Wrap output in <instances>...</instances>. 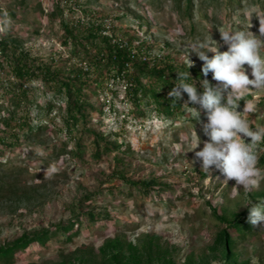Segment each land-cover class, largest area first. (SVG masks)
Listing matches in <instances>:
<instances>
[{
  "label": "rangeland",
  "instance_id": "obj_1",
  "mask_svg": "<svg viewBox=\"0 0 264 264\" xmlns=\"http://www.w3.org/2000/svg\"><path fill=\"white\" fill-rule=\"evenodd\" d=\"M55 5V0H24L22 4L20 0H0V18L7 13L10 20L9 26L0 25L3 27L0 39L6 36L17 41L24 50L42 57L44 62L53 49L63 51L62 58H66L60 42L59 17L49 18ZM90 6L98 17L118 16L119 27L138 30L135 33L146 41L152 56L166 55L177 64H193L196 68H201L203 62L195 53L191 54L192 44L207 38L213 46L216 41L220 51H226L218 29L251 30L259 35L257 17L264 15V0H195L190 15L185 2L179 5L176 0H91ZM76 14L67 12L66 18L75 19ZM261 55L264 56V50ZM60 65L58 62L56 66ZM244 67L252 79L251 69ZM3 75L0 73V78L4 79ZM36 88L40 106L32 113L34 119L42 116L39 112L47 103L57 107L63 103L61 97L52 100L51 95H43L42 89ZM106 96L107 101L112 100L110 92ZM102 97H92L91 102L100 106ZM252 98L256 111L245 118L253 129L264 127V89L255 90ZM1 104L3 108L9 105L0 96ZM113 104L114 112H108L105 117L92 114L91 125L107 135L109 141L122 145V150L105 155L99 161L90 156L87 136L84 140L88 150L83 162L71 154L58 156L65 145L71 150L73 143L59 132V122L57 126L48 124L45 117L36 120L42 125L37 138L18 148L0 151V163L4 164L0 176H8V183L18 182L25 191L14 200H0V243L15 241L42 228L73 222L88 207L109 216L96 223L83 220L78 234L71 233L70 241L64 242L65 237L59 236L45 247L35 243L17 253L12 264H56L62 260V253L69 256L88 250L93 251L99 262L103 259L104 247L116 239L127 240L141 248L156 236L164 248L169 249L176 264H221L216 241L225 223L216 217L233 219L253 204L264 202V182L258 190L244 192L240 186L234 191V180L228 185L214 180L220 175L214 168L213 179L203 173L201 164H194L193 160L194 151L203 148L200 140L206 141L207 137L197 121V113L189 111L187 106L184 117L175 121H132V116H126L128 122L120 131L118 116L127 114L129 104L120 100ZM189 107H195L200 112V121L207 122L204 110L198 105ZM243 108L239 107L238 111ZM6 114L0 113L1 116ZM256 150L259 158L264 156V145H256ZM116 155L123 160L119 167ZM52 164L56 172L48 175ZM114 171H123L127 178L136 181L154 178L163 188L159 193V189L149 195L140 193L120 181ZM85 197L90 200H84ZM149 205L163 209L164 214L148 216L145 208ZM232 263L264 264V232L260 228L257 235L235 247Z\"/></svg>",
  "mask_w": 264,
  "mask_h": 264
},
{
  "label": "trees",
  "instance_id": "obj_2",
  "mask_svg": "<svg viewBox=\"0 0 264 264\" xmlns=\"http://www.w3.org/2000/svg\"><path fill=\"white\" fill-rule=\"evenodd\" d=\"M176 1H179V5L184 1L188 15L192 13L195 0ZM23 2L24 0H20L21 4ZM55 4L49 18L53 20L59 17L62 32L60 42L67 53L66 58H62L63 51L53 49L48 61L44 62L42 57L32 56L24 50L17 41L6 36L0 39V73L5 75L4 79L0 78V96L9 103L6 108H3V104L0 106V113L7 112L4 116L0 115V151L18 148L24 142L37 138L42 125L36 120L45 117L48 124L57 126L59 122V132L73 143L71 150L68 151V146L65 145L59 150L61 153L58 156L71 154L73 158L83 162L88 150L84 140L87 136L85 139L90 140L91 145L90 156L99 161L105 155L121 151L122 145L109 141L107 135L92 127V114L105 117L108 112H114L113 101L120 100L129 104L127 114L118 116L120 131L124 130V125L128 122L126 116H132V121H175L184 117L186 106L183 104L188 99L186 93L178 102H173L174 98L170 99L168 96L175 87L178 73L190 72L198 91H203L199 83L204 78L202 67L177 64L166 55L152 56L146 41L136 34L138 30L117 25L120 17H98L90 6L91 0L86 3L81 0H55ZM67 12H77V17L68 20ZM58 62L60 66H56ZM191 77L189 83L193 82ZM207 79L214 86L217 84L212 80L211 73ZM36 87L42 89L43 95H51L52 100L61 97L63 103L59 107L47 103L42 111H38L42 116L34 119L32 113L40 106L38 97L35 96ZM107 92L112 95L111 101H107V96L104 97ZM101 96L100 106L91 102L92 97ZM247 99H253L252 95ZM243 106L244 101H241L240 108ZM100 122L99 120L98 123ZM261 144L263 146L264 142ZM115 160L118 167L123 163L117 155ZM258 164L264 169V156L259 158ZM3 167L4 164L0 163V171L4 170ZM113 174L128 187L146 195L163 188L154 178L136 181L127 178L123 171H114ZM7 178L5 175L0 176V200H14L19 193L25 192L17 185L18 182L8 183ZM163 186L170 188V185ZM84 200L88 201L90 197H85ZM94 210L88 207L73 222L42 228L33 234H24L15 241L0 243V264H12L17 253L24 252L35 243L45 247L59 236L65 237L64 242L70 241L73 235L78 234L83 220L96 223L109 219L107 213H96ZM248 215V209L233 219L216 215L219 222L225 223L216 241L221 252V264H233L235 247L259 233V227L248 223ZM232 237L236 240H232ZM78 252L69 256L62 253V260L56 264H176L169 249L164 248L158 236L148 240L141 248L127 240L116 239L104 247L103 259L99 262L91 250Z\"/></svg>",
  "mask_w": 264,
  "mask_h": 264
},
{
  "label": "clouds",
  "instance_id": "obj_3",
  "mask_svg": "<svg viewBox=\"0 0 264 264\" xmlns=\"http://www.w3.org/2000/svg\"><path fill=\"white\" fill-rule=\"evenodd\" d=\"M257 18L259 35L251 30L218 29L227 46L226 51H220V45L213 40L216 44L213 46L207 38L192 44L191 54L195 53L203 62L201 72L204 78L199 81L203 91H198L190 72H185L178 73L175 87L168 93L170 99L174 98L173 102L182 100L183 94H187L188 99L183 105L197 113V121L201 123L203 135L207 137L206 141L199 139L203 148L194 151V164L199 162L201 171L212 179L214 168L220 174L214 180L225 185L234 180V191L239 190L240 186H243L244 192L258 190L264 182V169L258 167L259 155L256 150V145L264 142V127L253 129L245 118L257 107L255 99L247 97L254 96L255 90L264 89V56L261 55L264 50V15ZM0 25H10L7 13L0 18ZM2 30L3 27H0ZM245 65L251 69L252 79ZM209 73L212 74V80L217 82L215 86L207 79ZM189 77L192 83L188 82ZM241 101H244V108L238 111ZM190 104L198 105L206 112V123L200 121V112L195 107H189ZM55 172L56 166L52 164L47 174ZM248 210V223L264 232V202L253 204ZM145 212L148 216L164 214L163 209L151 205L145 208Z\"/></svg>",
  "mask_w": 264,
  "mask_h": 264
}]
</instances>
